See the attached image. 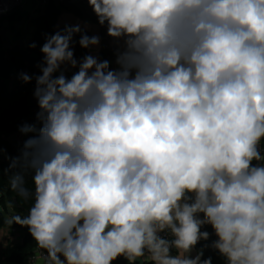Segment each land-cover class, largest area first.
I'll return each instance as SVG.
<instances>
[{
    "label": "clouds",
    "instance_id": "clouds-1",
    "mask_svg": "<svg viewBox=\"0 0 264 264\" xmlns=\"http://www.w3.org/2000/svg\"><path fill=\"white\" fill-rule=\"evenodd\" d=\"M87 2L117 67L76 59V34L100 44L79 24L46 37L36 123L8 158L32 204L8 224L46 264H212L191 255L206 225L225 264H264V0Z\"/></svg>",
    "mask_w": 264,
    "mask_h": 264
},
{
    "label": "trees",
    "instance_id": "trees-1",
    "mask_svg": "<svg viewBox=\"0 0 264 264\" xmlns=\"http://www.w3.org/2000/svg\"><path fill=\"white\" fill-rule=\"evenodd\" d=\"M63 14H71L79 19H88L98 23L97 17L87 0H79L72 3V0H48V4L43 13L32 24H35L36 31L31 39L27 49L16 44L6 51L0 46V147L3 148V157L0 158V236L1 231L5 228L17 229L22 232V242L8 249L5 254L1 251L0 238V264H28L30 257L38 248L27 227L19 224H8V220L15 215H27L28 209L32 204V199L24 198L17 192L11 190L9 186V157H16L20 154L23 143H20L16 135L20 128L25 124L36 123L33 114L26 115V109L29 106L30 99L34 96L35 76L41 74L37 67L43 60V54L40 51L42 45L46 42V37L61 31L65 25L60 23ZM22 11L0 19V30L4 23L15 24L22 21ZM106 26V25H105ZM105 26H102L104 29ZM83 33L90 36V33L82 30ZM81 34H76L73 38V50L76 59L83 58L88 54V49L81 48L78 41ZM35 44L32 48L30 45ZM100 60H104L102 53ZM13 71L18 73L20 79L21 73H27L33 77L30 83H19L17 91L7 92L5 81L10 78ZM30 135V134H29ZM27 187L32 189L31 176L26 177ZM202 231H208L210 237L208 240H201L197 244V251L203 249L202 259L211 257L212 264H225V259L218 251L210 247L213 240L216 239L211 226H204ZM208 245V247H206ZM42 250V249H41ZM44 251V250H42ZM113 264H129V262L120 257ZM135 264H138L135 262ZM146 264V263H144Z\"/></svg>",
    "mask_w": 264,
    "mask_h": 264
},
{
    "label": "rangeland",
    "instance_id": "rangeland-1",
    "mask_svg": "<svg viewBox=\"0 0 264 264\" xmlns=\"http://www.w3.org/2000/svg\"><path fill=\"white\" fill-rule=\"evenodd\" d=\"M43 11H35L32 3L22 10V21L15 24L4 23L0 30V46L6 51L8 48L19 44L26 49L34 37L36 26L32 24L33 17L40 16ZM18 78L16 74L5 81L7 92L18 90ZM16 90V91H17Z\"/></svg>",
    "mask_w": 264,
    "mask_h": 264
},
{
    "label": "built area",
    "instance_id": "built-area-1",
    "mask_svg": "<svg viewBox=\"0 0 264 264\" xmlns=\"http://www.w3.org/2000/svg\"><path fill=\"white\" fill-rule=\"evenodd\" d=\"M79 0H72V3H77ZM32 3L35 11H43L48 4V0H0V19L6 16H9L17 11H22L28 4ZM115 41L113 38L107 35V27L105 26L103 29L102 36V53L104 55V60H109L111 62V67L115 68ZM82 58H77V60H81ZM78 71V69L69 68L65 71V75L68 78ZM19 83L23 81L21 79L18 80ZM262 150H264V146H262ZM255 163V162H254ZM163 235V234H162ZM46 253L41 249H37L35 253L30 257L28 264H38V262H42L46 264V260L44 259Z\"/></svg>",
    "mask_w": 264,
    "mask_h": 264
},
{
    "label": "crops",
    "instance_id": "crops-1",
    "mask_svg": "<svg viewBox=\"0 0 264 264\" xmlns=\"http://www.w3.org/2000/svg\"><path fill=\"white\" fill-rule=\"evenodd\" d=\"M38 17V16H37ZM37 17H33L36 19ZM60 23L62 25H76L79 24L82 30H85L90 33V37L93 35H97L100 38V44L98 47L90 48L88 49V54H91L93 56L101 58L102 55V36H103V29L102 26H100L98 23H94L88 19H79L71 14H63V16L60 19ZM27 49V48H26ZM117 66L115 65V68ZM16 74L18 76V73L16 71H13L10 77H13V75ZM59 75V73H57ZM17 90V89H16ZM13 90V91H16ZM17 140L20 143H24L26 139L29 138V135H25L23 133H18L16 135ZM1 251L2 254H5V252L12 248L13 246L19 244L22 242L23 234L21 231L17 229H11V228H5L1 231ZM197 253V245L191 255L194 257ZM38 264H43L42 262H38Z\"/></svg>",
    "mask_w": 264,
    "mask_h": 264
},
{
    "label": "water",
    "instance_id": "water-1",
    "mask_svg": "<svg viewBox=\"0 0 264 264\" xmlns=\"http://www.w3.org/2000/svg\"><path fill=\"white\" fill-rule=\"evenodd\" d=\"M39 111V107H38V103H37V100L36 98L33 96L31 99H30V103H29V106L27 107L26 109V115L27 114H33L34 115V121L36 122V114L37 112ZM136 263L138 264H142V260L141 259H138L136 261ZM146 263L143 262V264Z\"/></svg>",
    "mask_w": 264,
    "mask_h": 264
}]
</instances>
